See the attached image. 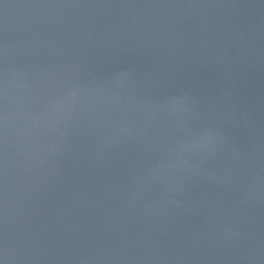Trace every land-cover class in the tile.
<instances>
[{"label":"water","instance_id":"95a60500","mask_svg":"<svg viewBox=\"0 0 264 264\" xmlns=\"http://www.w3.org/2000/svg\"><path fill=\"white\" fill-rule=\"evenodd\" d=\"M0 264H264V0H0Z\"/></svg>","mask_w":264,"mask_h":264}]
</instances>
